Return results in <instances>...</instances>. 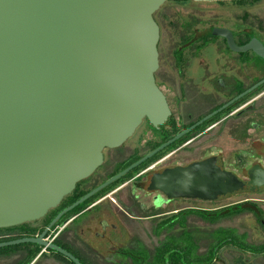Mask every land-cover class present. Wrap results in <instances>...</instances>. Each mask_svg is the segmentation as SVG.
<instances>
[{
	"label": "water",
	"instance_id": "1",
	"mask_svg": "<svg viewBox=\"0 0 264 264\" xmlns=\"http://www.w3.org/2000/svg\"><path fill=\"white\" fill-rule=\"evenodd\" d=\"M168 1L0 0V229L45 218L102 165L105 149L123 145L146 119L155 127L169 119L170 107L155 80L160 40L155 14ZM209 34L225 38L233 51H253L264 59V44L253 32L244 46L228 29ZM224 108L65 208L39 237L2 242L0 249L48 246L81 264L44 241L49 230ZM248 175L251 180L241 179L214 157L158 171L146 187L170 199L208 201L264 192V170Z\"/></svg>",
	"mask_w": 264,
	"mask_h": 264
},
{
	"label": "flooded vegetation",
	"instance_id": "2",
	"mask_svg": "<svg viewBox=\"0 0 264 264\" xmlns=\"http://www.w3.org/2000/svg\"><path fill=\"white\" fill-rule=\"evenodd\" d=\"M162 7L155 16L160 28L155 80L170 107L169 119L158 127L151 124L157 131L146 119L123 145L105 149L102 165L45 218L58 211L56 217L67 208L63 206L75 192L89 193L131 166L135 158L145 157L208 115L226 108L81 204L80 210L65 214L44 241L66 250L81 264H264V192L248 193L242 201L210 211L194 202L223 203L238 195L220 201L170 199L146 187L158 171L214 157L243 180H251V170H264V83L253 89L264 81V59L253 51L231 50L225 38L209 36V31H232L238 46L251 41L250 32L263 44L264 36L240 25L186 18L169 21ZM164 22L171 27L168 37L163 33ZM140 134L154 137L153 141L146 140L150 150L143 155L139 152L144 140L138 137ZM132 141L137 149L128 146ZM124 149L132 151L122 158ZM246 203L252 224L249 232L241 234L239 222L229 228L208 230L210 225L240 215ZM49 224L40 223L43 230L32 237H39ZM243 236L250 241L242 243ZM11 248L0 253V259L12 261L10 264H76L48 246L21 244Z\"/></svg>",
	"mask_w": 264,
	"mask_h": 264
},
{
	"label": "rangeland",
	"instance_id": "3",
	"mask_svg": "<svg viewBox=\"0 0 264 264\" xmlns=\"http://www.w3.org/2000/svg\"><path fill=\"white\" fill-rule=\"evenodd\" d=\"M162 9L163 14H167L169 16V21L186 18L188 20L196 19L197 21H203L204 23L206 21L208 23L212 22L218 25H231L235 27L240 25L241 27H250L264 36V0L243 5H238L234 3L221 4L219 2L169 0L165 3ZM246 16L248 17L245 18ZM169 29H171L169 23L164 22L163 33L165 37H168ZM142 136L144 137V140L142 142L143 145L139 146V152L141 155L149 152L150 150V147H147V144H145L146 140L153 141L154 139L153 135L150 134H140L138 137L141 138ZM134 142L135 141L130 142L128 146L132 147L133 149H137L138 145H136V143ZM131 151L132 150L127 149L122 150V158H125L128 154L131 153ZM248 197V194H241L236 197H232L228 200H225L223 203L194 202V205L209 209L210 211H214L213 209H216L219 206L225 204L228 205L233 202H239ZM245 205V207L240 209V212H242L240 215L231 217L230 220L221 221L218 225H210L209 227H207L208 230L214 227L229 228L234 226L235 223L239 222L240 233L243 234V232H249L252 224L250 215L246 210V208H248V204L246 203ZM219 211L221 212L222 210ZM249 241L250 239H247V237H242V243H248Z\"/></svg>",
	"mask_w": 264,
	"mask_h": 264
},
{
	"label": "trees",
	"instance_id": "4",
	"mask_svg": "<svg viewBox=\"0 0 264 264\" xmlns=\"http://www.w3.org/2000/svg\"><path fill=\"white\" fill-rule=\"evenodd\" d=\"M185 1H191V0H185ZM257 1H260V0H237V1H233V2H219V3H221V4L234 3V4H238V5H243V4L257 2ZM247 17L248 16H246L245 18H247ZM209 36H213V35L209 34ZM249 40H250V36L247 35L246 41H249ZM147 122L150 124V126L152 127V129L154 131H157V129H155L148 120H147ZM165 132L168 133L167 130ZM167 140H168V137L164 139V141H167ZM139 159H140V157L135 158L133 161H131V163L129 165L133 164L134 162H137ZM155 159L156 158H154V159H152V160H150L148 162H153ZM114 175L115 174H113L112 176H114ZM84 195H86L85 192H80V193L75 192L73 194V196H72V200L69 203L65 204L63 207H68L69 205L75 203L79 198L83 197ZM81 206L82 205H80L79 207H77L75 210H73L71 212L73 213V212H76V211L80 210ZM57 212L58 211H55L53 214H51V216H49V217H47L45 219H42L40 221H37L35 223H27V224H24V225H21V226L13 227V228L0 229V243L6 242V241H12L14 239L15 240L16 239H21L23 237L36 236L44 228V227H42L40 225V223H42V224H44L46 226L55 217ZM10 249H12V248H10V247L3 248L2 250H0V252H7ZM34 257H35V255H34Z\"/></svg>",
	"mask_w": 264,
	"mask_h": 264
},
{
	"label": "crops",
	"instance_id": "5",
	"mask_svg": "<svg viewBox=\"0 0 264 264\" xmlns=\"http://www.w3.org/2000/svg\"><path fill=\"white\" fill-rule=\"evenodd\" d=\"M15 250H16V249H15ZM8 251H10V250H8ZM8 251H7V252H8ZM0 253H1V252H0ZM11 262H12V261H11ZM11 262H9V261L6 262L5 260H1V259H0V264H10Z\"/></svg>",
	"mask_w": 264,
	"mask_h": 264
}]
</instances>
